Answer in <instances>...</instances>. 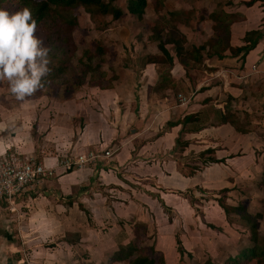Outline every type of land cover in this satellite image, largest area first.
<instances>
[{"label":"rangeland","instance_id":"obj_1","mask_svg":"<svg viewBox=\"0 0 264 264\" xmlns=\"http://www.w3.org/2000/svg\"><path fill=\"white\" fill-rule=\"evenodd\" d=\"M103 1L108 2V0ZM250 1L252 0H164V10L159 14L152 6L153 0H147V9L141 18L130 17L124 13L117 20H113L111 16H101L99 14L90 17L89 13L80 6H75L69 10L64 7L55 8L54 10L52 7L51 11L54 10V14L58 13L67 20L72 18L77 20L76 26L73 27L74 29L71 32L75 51L73 52L74 57L69 61V75L62 77V81H58L57 87H53L56 90L54 94L46 95L45 92L48 91L49 86L43 81L45 85L43 90L24 100L16 98L10 90L7 80L0 81V122H2V118L6 119L3 113L8 107L21 103L15 115L18 117L11 123L6 122L8 129L6 128L5 131L3 130L0 133V142H3L0 159H3L7 153H16V145L23 147L26 144L25 139L22 138L19 144L15 145L10 137L15 134L13 133L12 124H16L19 118H22V107L25 106L23 103L29 99L33 104L30 103V106L25 107V111H27V114L31 112V118L27 120V126L29 127L30 142L31 144L34 143L35 146L33 154L40 157L45 156L46 158L52 157L45 155V153L53 151V144L55 145L58 141L56 135H48L49 132L46 131V128L49 125L56 124V120L59 118V113L53 112L54 103L66 101L71 96L70 93L73 91V85L70 83L71 72H75L80 68L78 60L81 57H83L82 60L86 61L87 56H95L93 64L100 63L101 70L107 74L108 79L113 76L116 77L111 82V85L117 87L116 89L122 90L121 83H129L131 86L128 93L130 102H127V104H135L136 92L142 90L139 92L140 97L144 94L143 90L149 93L150 91L147 88H138V86H141L139 82H145L142 77L139 78L138 71L143 63L145 64L147 56L162 57L159 44L166 39L164 32H168V28L173 25V22L166 20L169 18V13L176 14L175 27H178L186 38V42L183 44L186 50H191L194 47L198 49L199 46H204L205 50L198 52L202 57L200 70H204L207 64L204 61L208 57L206 48L209 39L212 37L215 39L220 38L218 30H215L214 15L217 16L220 12L236 14L235 16L241 26L234 31V46L246 45V42H244L246 34H248V41H255L260 35L253 58L255 66H261H253L247 73L249 74V82H255V85L260 86V92L262 90L264 92V87H262L264 86V1L257 0V3L255 2L253 6L248 7L246 4ZM115 4L117 8L118 6L119 8H125L126 6L125 0H116ZM5 8L4 5L3 9ZM7 11L14 13L12 9ZM200 17L203 19H200ZM59 18L60 16L57 17L56 14L54 16L55 22ZM162 23H165V25ZM154 28L162 29L163 35L159 37ZM154 34L157 36V40H151ZM36 35L41 37L38 32H36ZM165 48L176 60L173 46L165 45ZM98 50L102 54V59L96 57ZM69 53H71V50H69ZM52 55L54 56L53 61L60 59V50H53ZM225 58L231 59L230 54H226ZM237 58L242 59V57ZM237 58L230 60L228 64L223 66L246 78L242 65L240 67L238 61H235L238 60ZM157 65L154 69L159 76L161 74L166 75L173 66L170 67L168 64ZM220 66L222 65L220 64ZM192 71H194L191 75L192 78L201 76L199 83L210 80L211 84L218 86L215 78H207L203 72H198L199 70ZM236 81L238 80L235 79ZM191 84V82L186 81V83L180 85L183 95L189 93ZM221 88L216 87L211 93L212 96H215ZM80 90L88 91L86 87H82ZM41 98L42 103H39ZM35 100H39L38 105L37 102H33ZM140 100L143 101L144 98ZM263 102L264 98L257 101L251 100L249 104L243 105L239 111L244 113L245 110H248L251 114L252 119L249 117L251 123L247 128L252 132L248 135V143L244 142L246 137L235 139L237 142L234 141V138L232 139L236 147L230 150L237 158L238 173L235 172L237 178L234 179L232 174L229 175L227 181L233 183L232 186L234 187L230 191H234V193L224 194L222 192L217 193L216 190H201V193L194 195L192 201H190L191 209L189 214H185L187 216L185 218L176 211L165 210L167 208L165 205V209L159 206V210L152 211L154 206H158V197L164 194L163 190L159 188V185H157L159 187L154 186L155 189H159V193L148 185L143 187L139 173L137 170L132 169L135 164H118L115 158L118 153L115 152L111 158L83 170V172L86 171L84 176L89 183L86 182V185H84L80 181L81 184L76 197L75 195L71 196V194L66 195L65 192L69 191L60 189L57 177H53L47 182L42 181L35 184L28 193L20 198L14 211L9 210V205L0 203V237L5 241V237L16 236L20 242H25L22 252L29 264H111L109 257L120 247L119 245L116 246L119 243L116 240L120 236L126 235L127 241L122 243L126 246L130 244L134 231L141 239L138 244L143 245L144 254L149 255V250L152 248L154 249L152 257L158 259L163 253L162 258L165 264H222L224 256L235 255L239 250L241 251L246 246L251 245L252 235L249 226L240 220L235 212L229 210L226 214L221 204L227 209L238 206L246 208L245 210L256 221L258 242L262 243L264 239ZM79 110L82 111V107L81 109L77 108L76 111L79 112ZM70 111H75V108ZM69 112L66 113V116L70 117L69 122L58 123L65 130L67 129L66 136L61 137V139L67 138L66 141H63L65 147H62V150L75 146L76 141L79 138L81 139L80 133L84 126L85 118L83 119L81 113ZM243 113L240 117L242 121H244ZM36 115H38L37 119ZM40 120H45L46 127L39 126ZM71 129L73 135H68ZM118 134V132L117 134L108 132L105 135V139L108 138L109 142L107 147H111L113 150L118 149ZM151 135L147 139L154 136V134ZM202 136L201 138H204V136L211 138L208 132L203 133ZM143 141L142 139L141 142L144 143ZM113 145L115 146L113 147ZM247 146L249 149L246 153ZM151 147L146 146L140 151V147L136 146L135 152H139L140 156L148 159L156 151ZM191 153L194 154L193 150ZM159 158L161 159L160 156ZM164 159H166L165 156ZM242 159L243 161H240ZM199 164L198 162L196 164H192V162L186 164L185 174L191 171L190 168ZM136 167L139 168L140 165ZM130 170H134V172ZM79 177H81V174ZM121 182L127 183V187ZM129 188H132L133 194H131ZM187 196L190 195L187 194ZM61 203H64L65 206L58 211L56 205L60 206ZM159 203H161V200H159ZM68 204H72L71 208H68L70 207ZM179 207L181 208V204H179ZM56 215L58 218L64 216L68 220L71 219L78 229L76 237L73 238V234L68 235L64 228L59 227L64 222L58 226L55 224ZM162 221L169 224L172 221V225L170 224L169 228L168 225L167 227L165 225L160 226ZM130 235H132L131 238ZM65 237L68 238V242L72 239V244H67ZM112 240L116 241L115 244L110 242ZM179 241L182 247L189 249L190 253L186 251L183 255L179 253ZM6 244L8 243L6 242ZM156 246L162 249V253L156 251ZM0 252L5 254L9 251L6 247L3 249L0 247ZM249 264L255 263L250 262Z\"/></svg>","mask_w":264,"mask_h":264},{"label":"crops","instance_id":"obj_2","mask_svg":"<svg viewBox=\"0 0 264 264\" xmlns=\"http://www.w3.org/2000/svg\"><path fill=\"white\" fill-rule=\"evenodd\" d=\"M226 14L236 15L229 12ZM240 26L241 23L239 21L231 26L232 36L230 39V45L234 48H236L233 44V40L235 39L234 31ZM206 49L208 51V47ZM256 49L257 48L250 51L244 60L237 58L240 56H231V59L223 58L221 60L218 57H207L206 61H204V63H207L206 67L210 70L214 69V71L207 70L206 67H204V70H200L199 68L198 72H203L207 78H215L218 86L211 84L210 80L199 83L201 76L192 78L191 75L194 71H185L177 60L173 61L172 67L170 65L171 71L166 73V75L161 74L160 76L154 69L158 66L157 64L143 63L142 67L138 71V76L139 78L142 77L145 82H139L141 83V86H138V88H147L150 92L146 93L143 90L144 94H142L141 97L139 92L142 90L136 92L134 105L127 104V102H130L128 93L130 92L131 87L128 82L121 83L122 90L116 89V86H113L108 90H100L95 87L86 86L88 91L80 90L71 99L55 102L53 112H58L59 118L56 120V124L49 125L46 128V131L48 130L49 132L48 135H56V140L58 141L55 145L53 144V151L45 153V155L52 156L50 158H46L45 156L40 157L33 154L35 146L34 143L31 144L30 142L28 132L29 127L27 126V120L31 118V112L27 114V111H25V107L30 106V99L23 103L25 106L22 107V120L19 118L16 124H12V128L14 130L13 133L15 134L10 138L12 143L14 142L15 145L19 144V141L22 138L25 139V146L19 147L14 145L18 153L29 157H36L39 161L44 159V161L47 162V160H50L51 165H58L62 161V157H73L86 151H110L112 153L111 157L116 152L118 154L115 158L118 164H135L132 169L137 170L139 173L143 187L148 185L153 190L157 191V193H159V189H155L154 186H160L159 188L163 190L164 194H162L161 197H158V206H154L152 211L159 210V206L164 208L165 205L167 207L166 209L164 208L165 210L176 211L179 215L181 214L185 218L187 217L185 214H189V210L191 209L190 201H192L194 195L200 194L201 190H216L217 193L222 192L224 194L234 193V191H230V189L234 187L232 186L233 183L231 184L227 181L229 175L232 174L234 179L237 178L238 173L236 167L237 158L234 157V154L230 150L233 147H236L232 139L234 138L235 141V139H243L246 137L244 142L248 143V135L252 132V130L247 128L248 125L246 124L249 117L252 119L250 116L251 114L248 110H245L244 113L239 111L243 105L249 104L251 100L257 101L264 98L263 90L260 92V86L255 85V82H249V74L247 73L253 66H255V60L253 57L255 56L254 51H256ZM234 58L238 59L235 61H238L240 67L242 65L245 71L243 73H246V78H244L245 76H240V74L236 71V74H234L235 72L233 70L224 68L223 65L228 64L230 60H234ZM216 59L218 60L217 63ZM220 64L222 66H220ZM257 66L259 67L261 65ZM235 79L238 81L235 82ZM186 81L191 82L192 84L189 86V93L186 91L187 94L183 95L184 93L180 85L186 83ZM216 87L222 88L215 96H212L211 93L214 89H216ZM179 96H181V98H186L185 103L179 99ZM143 98V101L140 100ZM39 100H41L39 103H42V98ZM39 100H35L33 102H37L38 105ZM206 101L207 105H204L203 103H206ZM226 104H229L231 112L238 118L241 126L250 130L249 133L241 134L235 131V129L229 124L218 127H207L197 132L190 133L189 129L193 128V125H189L187 123L179 124V122H183L185 117L197 115V113L210 106L213 107L214 110L224 113ZM19 106H21V103L8 107L5 110V113L2 112L6 119H1L0 133L7 128L6 122L11 123L16 119V117H18L15 115ZM52 107L53 105L50 108L52 109ZM81 107L82 111L79 110V112H77V108L81 109ZM40 108L42 109V107ZM73 108H75V111H70L73 110ZM29 111L31 110L29 109ZM69 111L73 113H81L83 119L85 118L83 122L84 126L80 133L81 139L79 138L78 141H76L77 143L75 146H68L69 148H64L65 150H62V147H65L63 141H66L65 139L67 138L61 139V137L66 136L65 133L67 129L65 130L61 124L59 125L58 123L63 121L69 122L68 119L70 117L66 116V113ZM241 113L244 115V121L240 118L242 115ZM37 116L38 115H36V119ZM202 123L203 121H200L197 126H201ZM45 124V120L39 121V126L46 127ZM171 124L177 125L171 126ZM22 129L24 130L23 133ZM108 132L112 134H117V132L119 133L117 139V144L119 146L117 150L107 147L109 142L107 137V139H105V135H107ZM207 132L208 135H211V138H206V136L201 138L203 137V133ZM71 134L73 135L72 129L68 135ZM151 134H154V136L147 139L148 136H152ZM57 136L59 137L57 138ZM142 139L144 140V143L141 142ZM2 144L3 142H0V152H2ZM114 146L115 145H113V147ZM136 146L140 147V151L146 146H152L151 148L156 149V151L154 152V155H151V157L147 159L146 157L140 156L139 152H135ZM248 146L246 148V153L249 149ZM207 149L213 150L215 158L217 160H221V163L203 164V161L200 158V153ZM192 150L194 152L193 155L191 153ZM164 156L166 159H164ZM240 161H243V159ZM100 162L101 161L97 162L95 165H98ZM191 162L192 164H196L197 162L200 164L190 168L191 171L185 174V165L191 164ZM138 165H140L139 168L136 167ZM88 168H90V166ZM83 170H74L63 174L61 170L56 169L54 177H57L60 189L69 191L65 192L67 193L66 195L71 194V196L75 195L76 197L81 184L80 181H82V184L84 185H86V182L89 183L84 176L86 171L83 172ZM134 170L130 171L134 172ZM80 174L81 177H79ZM127 177L128 176L126 175V179ZM49 180L51 179L45 180L44 182ZM121 183L127 187V183ZM129 189L131 190V194H133L132 188ZM26 193H28V191ZM187 194L190 196L186 197ZM159 200H161V203H159ZM179 204H181V208L179 207ZM69 205L70 207L68 208H71L72 204H68V206ZM64 206V203H61L60 206L56 205L58 211H60V209ZM54 222L57 226L64 222L62 223L63 225L59 227L64 228L68 235L73 234V238L76 237L78 229L77 226H74L71 219L68 220L64 216L58 218L56 215ZM170 224L172 225V221ZM170 224L162 221L160 226L165 225V227H167L168 225L169 228L171 226ZM73 231L76 232L72 233ZM131 236L132 235H130V238ZM5 238V241L8 244H6V242L0 237V245L3 243L0 247H2V249L6 247L9 252L5 254L0 252V264H29L22 252L25 242H20L16 236H10L11 239L8 237ZM67 240L68 238H66L67 244H72V239H70L69 242ZM116 241L119 242L116 246H125L122 243L127 241V236H120ZM116 241L112 240L110 242L115 244ZM155 249L156 251L162 253V249L157 246ZM183 249L188 253L190 252L189 249H186L184 246ZM161 256H164L163 253Z\"/></svg>","mask_w":264,"mask_h":264},{"label":"trees","instance_id":"obj_3","mask_svg":"<svg viewBox=\"0 0 264 264\" xmlns=\"http://www.w3.org/2000/svg\"><path fill=\"white\" fill-rule=\"evenodd\" d=\"M163 1L164 0H153L152 2V6H154L159 14L164 10ZM258 1L252 0L246 5L251 7ZM115 2L116 0H108L107 3L103 0H0V8H3L5 5V10L12 9L14 13L21 11L24 7L30 8L32 10L33 18L37 20V32L44 40L45 45L52 46L53 50H60V59L58 60L53 61L54 56L51 54L52 64L50 67L53 68V71L50 76L44 79L46 85L49 86L48 91L45 92L47 96L54 94L56 90L53 87H57V83L59 80L62 81V77L69 75V61L74 57L73 52L75 51L72 42L73 39H71V32L74 29L73 27L76 26L75 24L77 20L74 18L67 20V18H63L60 14L56 13L57 17L60 16V18L55 22V8L64 7L69 10L75 6H80L89 13L90 17L99 14L101 16H111L113 20L119 19L124 13L131 17L141 18L147 9V0H125V8H119V6L117 8ZM52 7L54 10L51 11ZM168 16L169 18L166 20L173 22V25L168 28V32H164V34H166V39L159 44V50L162 53V57L149 55L145 58V63L168 64L169 66H172L174 59L165 48V45H172L175 52V59L185 71L199 70L202 57L198 52L204 51V47L199 46L198 49L192 48L191 50H186L183 45L186 42V38L183 36L184 34L180 32L179 28L175 27V23L177 22L176 14L169 13ZM214 17V23H216L215 30H218L220 38L215 39L212 37L209 39L207 56L209 58L218 57L219 59H223L226 57V54H230L232 57L240 56L244 60L246 55L255 49L259 42L258 37H260V35L255 41H248V34H246V37L244 38L246 45L234 48L230 45V39L232 36L231 26L238 21L236 16L220 12L219 15H214ZM200 19L203 18L200 17ZM163 25H165V23ZM154 31L159 37L163 35L162 29L154 28ZM151 40H157V36L154 34V37L151 38ZM69 50H71V53H69ZM94 57L95 56H87L86 61L82 60L83 57L78 60L80 68L75 72H71L70 76V83L73 85V91L70 93L71 96L68 97L69 99L80 91L82 87H95L100 90H108L113 87L111 82H113L116 77L113 76L108 79L107 74L101 70V64H93ZM96 57L102 59V54L99 50ZM206 69L210 70L207 67ZM210 71H214V69ZM203 104L207 105V101ZM246 114L248 115L247 112ZM200 121H203V123L201 126H197ZM180 123L193 125V128L189 129L190 133L197 132L207 127H218L226 124H229L235 129V131L241 134H247L250 132L249 129H245L241 126L238 118L231 112L229 104L225 105L224 113L214 110V108L210 106L197 113V115L185 117L183 122H179V124ZM249 123H251L250 120H247L246 124L250 125ZM177 124H171V126ZM200 158L202 159L203 164L221 163V160H217L213 150L210 149L201 152ZM221 205L226 214H228L229 210L235 212L238 215V218L249 226L252 235V238L250 239L251 245L246 246L241 251L239 250L235 255L224 256V260L221 263L249 264L250 262H254L255 264H264V239L262 243L258 242L257 224L254 217L249 214L244 207L238 206L227 209L223 204ZM140 241L141 239L137 236V232L134 231L132 243L130 242V244L126 246L120 245V247L109 257L110 263L120 264L126 262L128 264H165L162 256L158 259L152 257L154 254V249L152 248L149 250V255L144 254L143 245L138 244ZM178 243L179 253L181 255L185 254L180 241Z\"/></svg>","mask_w":264,"mask_h":264},{"label":"clouds","instance_id":"obj_4","mask_svg":"<svg viewBox=\"0 0 264 264\" xmlns=\"http://www.w3.org/2000/svg\"><path fill=\"white\" fill-rule=\"evenodd\" d=\"M36 32L37 20L30 8L15 13L0 8V81L7 80L19 100L43 90L44 79L53 71V47L46 46Z\"/></svg>","mask_w":264,"mask_h":264},{"label":"built area","instance_id":"obj_5","mask_svg":"<svg viewBox=\"0 0 264 264\" xmlns=\"http://www.w3.org/2000/svg\"><path fill=\"white\" fill-rule=\"evenodd\" d=\"M179 99L186 101L181 96ZM111 155L110 151H86L73 157L65 156L58 165H51L50 160L39 161L18 152L7 153L0 160V203L9 205V210L14 211L20 198L35 184L53 178L56 169L63 174L80 171L109 159Z\"/></svg>","mask_w":264,"mask_h":264}]
</instances>
